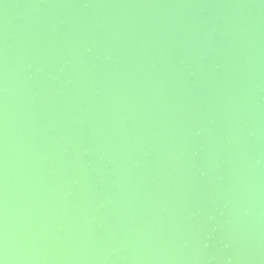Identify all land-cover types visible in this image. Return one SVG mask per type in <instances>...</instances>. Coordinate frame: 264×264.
Here are the masks:
<instances>
[{
    "label": "water",
    "instance_id": "obj_1",
    "mask_svg": "<svg viewBox=\"0 0 264 264\" xmlns=\"http://www.w3.org/2000/svg\"><path fill=\"white\" fill-rule=\"evenodd\" d=\"M2 264H264V0H0Z\"/></svg>",
    "mask_w": 264,
    "mask_h": 264
},
{
    "label": "snow or ice",
    "instance_id": "obj_2",
    "mask_svg": "<svg viewBox=\"0 0 264 264\" xmlns=\"http://www.w3.org/2000/svg\"><path fill=\"white\" fill-rule=\"evenodd\" d=\"M0 264H2V261H0Z\"/></svg>",
    "mask_w": 264,
    "mask_h": 264
}]
</instances>
